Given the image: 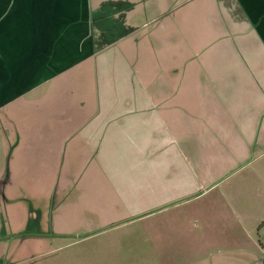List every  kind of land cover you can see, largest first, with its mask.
<instances>
[{
    "label": "crops",
    "instance_id": "1",
    "mask_svg": "<svg viewBox=\"0 0 264 264\" xmlns=\"http://www.w3.org/2000/svg\"><path fill=\"white\" fill-rule=\"evenodd\" d=\"M186 1L183 20L153 0L140 23L145 0H0V117L27 137L7 191L22 208L52 199L38 219L61 236L200 194L184 137L201 166L264 138V0Z\"/></svg>",
    "mask_w": 264,
    "mask_h": 264
},
{
    "label": "rangeland",
    "instance_id": "2",
    "mask_svg": "<svg viewBox=\"0 0 264 264\" xmlns=\"http://www.w3.org/2000/svg\"><path fill=\"white\" fill-rule=\"evenodd\" d=\"M146 1L134 18L140 23L152 14L153 0ZM175 2L177 20H183L190 2ZM157 40L151 38L153 47ZM20 109L25 111L24 107ZM17 117L20 135L0 117V123L5 124L3 130L9 131L4 134L1 130L0 134L9 145L8 152L0 150V264H264V138L261 131L256 129L249 150L234 151L231 144L228 157L209 158L202 166L198 163L196 147L200 139L182 138L179 144L190 157L191 165L203 175L204 187L200 194L160 214L126 219L116 226H79L70 231L72 235L61 236L51 222L41 224L38 219L46 206L49 214L53 211L52 199L45 206L38 201L35 208L29 204L22 208L18 202H26L22 198L24 193L20 188L14 194L8 193V182L3 181L5 172L8 177L15 173L16 162H20L24 151L20 145L27 141L20 120L23 117ZM201 137L208 146L212 143L210 133L202 131ZM11 152L13 157L5 163L2 154ZM10 196L17 198L14 205L7 201Z\"/></svg>",
    "mask_w": 264,
    "mask_h": 264
},
{
    "label": "flooded vegetation",
    "instance_id": "3",
    "mask_svg": "<svg viewBox=\"0 0 264 264\" xmlns=\"http://www.w3.org/2000/svg\"><path fill=\"white\" fill-rule=\"evenodd\" d=\"M7 180V174L3 177V181Z\"/></svg>",
    "mask_w": 264,
    "mask_h": 264
}]
</instances>
